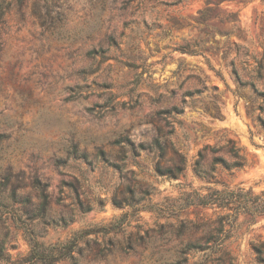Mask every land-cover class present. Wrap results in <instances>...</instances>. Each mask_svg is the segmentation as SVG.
<instances>
[{
    "label": "rangeland",
    "instance_id": "rangeland-1",
    "mask_svg": "<svg viewBox=\"0 0 264 264\" xmlns=\"http://www.w3.org/2000/svg\"><path fill=\"white\" fill-rule=\"evenodd\" d=\"M38 2L0 23V264H264V213L219 247L189 221L233 207L178 211L264 192V0Z\"/></svg>",
    "mask_w": 264,
    "mask_h": 264
},
{
    "label": "trees",
    "instance_id": "trees-1",
    "mask_svg": "<svg viewBox=\"0 0 264 264\" xmlns=\"http://www.w3.org/2000/svg\"><path fill=\"white\" fill-rule=\"evenodd\" d=\"M15 2L16 5L20 6L23 0H0V23H4L5 16L8 14L11 9L12 2ZM55 0H43V4L40 2L37 3L36 12L39 16H42V12L44 10V14L46 16L50 15V9L52 7V3ZM43 9V10H42ZM230 150L233 153V156L236 158L235 162L230 164L228 167H237L240 168L242 165L246 163V158L243 153L239 151L241 148L232 145ZM216 163H222L226 165V162L220 158L216 157L214 159ZM179 167H175L174 169L166 170L167 173H170L173 176H177V171H179ZM41 198L42 205L46 204V195L41 190ZM181 202L178 207L179 210H183L188 206H206V205H215L218 208H226L233 207V212H226L222 214L216 215L215 219H200L197 221H189L190 225L193 228H204L206 229V235L204 236L205 241L209 242L211 237L215 244L219 247L223 245V241L229 236L230 231L234 228L236 216L239 211L246 212L249 214H258L264 213V192L260 195L251 196L249 191H244L242 189L234 191V190H217L213 189L209 191L207 194H200L199 192L192 190L189 192H181ZM31 251L38 255V258L43 260L44 262H52L54 260L60 259L63 256L71 254L75 246V237L72 240L65 242L60 245L58 254H54L49 248H43L40 250L41 245L39 242L35 240H29ZM190 248L195 250H204L203 247L198 242H193L189 244ZM4 249L0 244V259H4Z\"/></svg>",
    "mask_w": 264,
    "mask_h": 264
}]
</instances>
